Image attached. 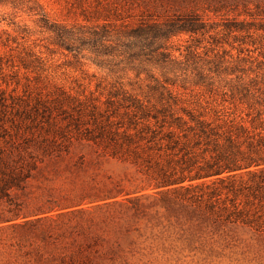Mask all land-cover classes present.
I'll return each mask as SVG.
<instances>
[{"label": "rangeland", "instance_id": "1", "mask_svg": "<svg viewBox=\"0 0 264 264\" xmlns=\"http://www.w3.org/2000/svg\"><path fill=\"white\" fill-rule=\"evenodd\" d=\"M189 12L199 14L208 30L171 36L166 45L175 63L166 69L137 60L118 63L119 56L98 66L110 57L78 49V43L66 49L44 25L105 29L113 36L125 22H165ZM226 20L244 28L225 30ZM162 85L179 106L206 117L217 110L249 125L261 112L255 123L263 121L264 0H0V147L69 152L38 162L25 191L30 198L21 197L25 211L47 196L63 203L88 185L119 184L123 190L1 219L0 264H264V188L254 190L260 176L248 169L230 173L238 190L226 205L236 204L252 222H228L185 201L189 194L177 185L144 186L141 167L98 156L94 144L78 140L85 128L96 131L94 121L122 115L128 94L150 103L161 93L166 98ZM6 206L1 203L0 211ZM38 216L46 218L26 223Z\"/></svg>", "mask_w": 264, "mask_h": 264}, {"label": "trees", "instance_id": "2", "mask_svg": "<svg viewBox=\"0 0 264 264\" xmlns=\"http://www.w3.org/2000/svg\"><path fill=\"white\" fill-rule=\"evenodd\" d=\"M44 25L55 33L57 43L66 49H72L78 43V49L87 48L97 56L110 57L96 61L98 66L110 64L113 56H119L118 63L137 60L139 64L145 62L161 69L175 63L166 45L171 36L208 30L207 23L195 12L178 14L165 22L141 20L134 26L125 22L121 32L113 36L105 29L83 28L73 32L49 25L46 21ZM243 25L242 22L226 20L223 28L228 31L241 30ZM166 87L162 85L166 98L161 93L157 103L145 102L128 94L122 115L110 114L98 122L94 121L96 131L87 127L78 140L85 141L86 146L94 144L98 156L130 161L141 167L145 177L144 186L177 185L176 190L189 194L185 201L192 205H204L206 212L215 214L219 219L242 224L252 222L242 217L243 210L236 204L227 206L226 201L229 200V193L238 190L233 184L235 177L230 174L233 171L248 169L247 174L260 176L254 190L264 188V167L249 169L264 165V118L259 124L255 123L262 113L257 112L256 116L249 119V125L244 120L225 117L217 110L206 117L201 111L179 106V99ZM63 152L69 153L68 149L45 148L41 155L26 148L0 147V204H7L0 211V220L15 219L20 215H39L86 199H103L123 192L119 184L88 185L77 195L65 196L63 203L47 196L44 200L34 202L36 206L33 209L25 211L28 203L21 197L26 199L27 195L30 198V193L25 191L28 180L35 176L38 162H43V156L58 157ZM83 162L80 160L79 165ZM213 176L211 182L191 183ZM225 181L229 184L216 186ZM222 189L226 190L223 199L220 196ZM45 218L38 216L26 223L37 225ZM39 234L41 241L46 240L45 230ZM78 251L79 254L84 253L82 248H78ZM60 258L66 259L64 255Z\"/></svg>", "mask_w": 264, "mask_h": 264}]
</instances>
